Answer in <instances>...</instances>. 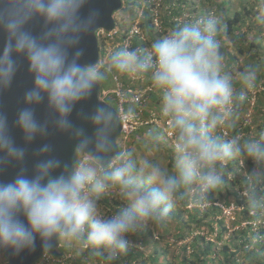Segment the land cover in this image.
I'll return each instance as SVG.
<instances>
[{
	"label": "clouds",
	"instance_id": "clouds-1",
	"mask_svg": "<svg viewBox=\"0 0 264 264\" xmlns=\"http://www.w3.org/2000/svg\"><path fill=\"white\" fill-rule=\"evenodd\" d=\"M87 3L7 0L0 9V91L11 86L19 59L27 62L31 76L13 121L22 143L0 113V165L20 168L12 180L0 182V253L18 256L34 250L37 242L48 252L63 242L93 255L118 257L129 247V234L166 219L177 200L205 203L223 184V166L241 158L251 164L244 181L248 207L258 220L264 217V130L243 142L217 134L257 80L249 68L239 73L242 87L237 89L233 75L224 72L219 20L211 14L200 17L171 29L148 49L125 44L104 65H86L79 42L96 26L94 13L83 15ZM35 20L42 24L39 34L29 27ZM257 20L264 23V14ZM113 76L147 79L159 93L160 116L172 137L171 170L158 159L116 149L115 136L122 122L136 118L135 106L116 111L99 103L82 114L83 123L74 119L78 107ZM41 106L43 119L37 115ZM53 133L72 141L71 161L54 155L47 142ZM144 136L149 153L165 139L155 129ZM110 192L126 206L101 216L98 203Z\"/></svg>",
	"mask_w": 264,
	"mask_h": 264
},
{
	"label": "trees",
	"instance_id": "trees-1",
	"mask_svg": "<svg viewBox=\"0 0 264 264\" xmlns=\"http://www.w3.org/2000/svg\"><path fill=\"white\" fill-rule=\"evenodd\" d=\"M133 4L137 1L128 0ZM165 4L171 5L169 10L163 9L164 11V19L162 21L163 26L165 27V31L161 33H154V28L150 29V33L152 39L156 40V37L162 38L164 34H167V26L175 28L178 25H181L186 22H192L200 17L208 16L209 14H213V8L218 9L220 8L223 12L226 13L228 5L230 4L231 0H188L191 7H193L196 2L200 5L197 9H193V12L188 13L186 10L185 5H187V0H164ZM219 1L221 3H219ZM255 2V1H254ZM244 4V3H242ZM259 4V1L255 2V6ZM154 6V5H153ZM211 6V7H210ZM197 15L194 17L193 14ZM168 13H170L168 15ZM145 14V23L142 25L143 27H148L151 25L152 17H151V7L147 6L144 9ZM257 14H264V1L261 4V7L258 11L253 12L249 11V9L244 8L241 11L233 12L231 17L224 16L223 19L219 20V31L217 33L218 40L230 39L234 49L238 53H229L225 52V49L220 46L219 52L221 56L225 55L226 60H228V65L240 62L239 55H245V63L243 66H248L256 71L257 80H256V87L247 93V98L243 102L242 105L236 110L235 114L240 115L245 110L246 106L248 105L249 100L252 98L253 92L258 88L261 84V81L264 79V44L260 41L258 36H253L252 30H257L259 32H264V23L258 22L256 15ZM248 20V21H247ZM161 23V24H162ZM247 28L245 31H242V28ZM125 37V36H124ZM134 47H140L144 49H148L150 47V43L147 41L143 42L140 41L138 38H134ZM103 55V50L101 49V57ZM242 71H244L243 67H240ZM120 80L123 81L124 84H130L131 79L124 81L123 78ZM106 83V82H105ZM102 84V90L106 91L109 90L106 87V84ZM150 84V82L148 83ZM235 87L240 89L242 85L235 81ZM150 101L153 98L151 92L148 94ZM261 97L256 101L257 105L260 107H264V91L260 95ZM107 103L115 107V101L113 96L105 99ZM160 98L157 99L155 104L156 107H159ZM151 106V105H150ZM262 120V119H261ZM142 126L139 127L138 130L134 132L131 136L130 141L132 143L136 142L138 139L136 135L145 129H141ZM154 127V126H153ZM157 128V127H156ZM159 132L163 133L160 128H157ZM222 128L219 129L218 134L220 135ZM240 130L243 132H249L250 127L246 128H238L237 134H241ZM262 130H264V111H263V120L257 126V133L259 134ZM164 134V133H163ZM165 135V134H164ZM129 140L126 143L129 144ZM120 151H123L120 147ZM171 153L173 152V148L171 147ZM239 160V159H238ZM237 161V160H236ZM233 161L229 164H226L222 168V175H223V184L212 194H210L207 198L205 203L197 204L190 200H178L182 206L179 209L172 207L169 217L176 218V222L178 225H175L177 229L172 232V237L176 240V242L184 241L186 239H190L189 242L182 244V247L176 249V254L170 258L169 254L171 251V247L169 244H166V247H158L156 244L153 247V251L150 255H146L140 249L135 247H129L126 253L118 256L113 257L107 252H103L100 255H93L88 250L84 249L83 253L81 254L82 258H87L93 263H109V264H128V262L133 264H176V260L178 259L179 264H215V253L216 250L219 251L220 255L222 256L223 264H241L238 260L239 257L246 259L247 262H252L251 257L255 260L259 261V264H264V227H258V230H253L254 228L252 225L242 226V223L245 221L253 222L256 220V215H250V209L247 204L246 197H239L235 201L238 206L243 205L245 209L242 211L241 220L234 222L232 225H240V227L234 230L233 235L228 239V244L223 247L222 251L219 250L216 241H223V237L228 233V228L225 226L223 211L218 204H227L229 205L231 202L226 196L230 195L231 188L240 187V190L245 189V177L236 169L235 165H238V161ZM173 160L171 161L172 164ZM247 164L250 162L246 161ZM225 192L227 194H225ZM237 197V196H236ZM102 201L107 202L109 198L105 195L101 198ZM101 199L98 204L101 203ZM189 204H195L193 209L186 208ZM118 205V203H116ZM119 206V207H118ZM114 206L115 212L118 211L121 206ZM111 210V209H109ZM113 213L109 212V215ZM163 224V221H160ZM232 226V227H233ZM130 235H134L135 238L140 240L141 242H147L153 239V233L150 230H146L140 228L133 232ZM212 236V237H211ZM214 240L216 241H213ZM237 242L242 244L243 248L246 251H240L239 246L236 245ZM236 243V244H235ZM61 250L63 251L64 255L68 254L69 245L66 248L62 246ZM176 245V244H172ZM231 246L236 247V252H231ZM256 248V251H254ZM249 249H254L249 250ZM178 250V251H177ZM191 250V253L188 251ZM238 252V253H237ZM177 256V257H176ZM261 256V260H260ZM177 259H176V258ZM125 261V263H123ZM70 264H80L78 260H74L73 257L70 259ZM38 264V263H37ZM221 264V261L218 263Z\"/></svg>",
	"mask_w": 264,
	"mask_h": 264
},
{
	"label": "rangeland",
	"instance_id": "rangeland-1",
	"mask_svg": "<svg viewBox=\"0 0 264 264\" xmlns=\"http://www.w3.org/2000/svg\"><path fill=\"white\" fill-rule=\"evenodd\" d=\"M123 1H124L123 8L115 14V19L117 22L116 28L118 29L119 34H122L123 32H125V33L128 32V30H130L133 25H138L142 31V36L144 37L143 42L148 41L151 45V42L155 40V39L151 38V36H154V35H151V33H150V29L152 28L151 26H153V28H154V33L155 32L161 33L163 31H165V27L163 26V23H162V21L164 19L163 9H167V7H172V6L165 4L164 0H137V1L134 0V1H136L134 4L128 0H123ZM204 1H205V3H207L206 0H204ZM254 1L255 2L259 1V4L257 6H255ZM263 1L264 0H231L230 4L228 5L226 13L223 12V10H221L220 8H218V9L213 8L214 12L212 15L214 17H216L218 20H221L224 18V16L231 17L233 12H236V11L239 12V11L243 10L244 8L249 9V11L256 12L260 9ZM219 3H221V2L219 1ZM242 3H244V4H242ZM198 4L199 3L196 2V4H194L193 7H191L188 0H187V5H185V7H186V10L188 11V13L193 12L194 11L193 9H197L200 6ZM147 6L151 7V9H152V12H151L152 22H151L150 26L143 27L142 25H144V23H145L144 9ZM155 11L158 12V19H159L160 23H162L161 29H160L161 32L158 31V27L155 25V22L153 19L155 17L154 16ZM195 13L196 14H193L194 17L197 15L198 12H195ZM168 15H169V13H168ZM258 15H261V14H257L256 18ZM171 29H173V27L167 26L166 30L169 32ZM246 29H247L246 27L242 28V31H245ZM257 33H258V31L254 29V30H252L251 34L253 36H258L260 38V41H262L264 44V32H259V34H257ZM164 36H165V34H164ZM218 37L219 36L217 35V39H218ZM158 39H161V38L156 37V40H158ZM119 42H120V40L116 39V43L118 44ZM219 42H220V46H222L225 49V52H229L232 54L237 53L236 50L234 49V46L232 45V42H230V39H224L223 38L222 40H219ZM99 44H101L100 48L103 50V55L100 58V63L98 64V66H102L108 61V58L113 54L115 49L113 48V45H111L110 42L108 43L105 41V38L102 37V35L99 36ZM142 49H144V48L142 47ZM237 55H238V53H237ZM222 57H223L224 72L232 74L235 81L240 83L239 73L243 72L240 69V67H243L244 71L248 69V66H243L245 63L244 62L245 61V55H239L240 62H242V64L241 63L238 64L236 62L234 64L228 65V60H226L225 55ZM115 78H118V79L123 78L124 81L131 79V82L132 81L136 82L132 78L122 77V76H113L110 80H108L105 83L106 84L105 88H108L109 90H113L115 88V83H114ZM148 83H149V81L146 80L143 84L141 83V86L143 87L144 85H148ZM263 91H264V79L261 81V84L258 86V88L253 92V94L256 93V95H253L252 98L249 100L248 105L246 106L243 113L240 115L235 114L234 117L232 118V120L225 127L222 128V131L224 132V134L227 135V136H225L223 134V138H225V139L238 138L241 142H243L249 138H254L255 136L258 135L257 126L263 120L264 107L258 106L256 101L261 97L260 95ZM152 95H153V98L150 101L149 105H151L152 107H156L155 104L157 102V99L160 98L159 93L155 90V92L152 93ZM159 105H160V103H159ZM147 122H149V121H147ZM240 127L241 128L250 127V131L249 132H243L240 130L241 134H237L236 131ZM141 129H145V130H141L136 135V138L138 140L134 143H132V141H130L128 144L123 139H121V137H120L118 139L119 147H121L123 151H129V150L134 151L136 153L137 157H139L141 159L146 158V157L149 159H158L164 167L171 170L172 164H173V162L171 164V161L173 160V152L172 153L170 152L171 147H172V141H170L165 135V139L163 141H161L159 148L154 150L153 152L149 153L144 148V140H145L144 133L148 129H155L156 130L157 128L153 127L150 124H147V125L144 124L141 127ZM218 132H219V130H218ZM237 161H238V165H235L236 169L246 178L247 171L251 167V164H247V162H246L247 160H245L243 158H241ZM237 161H236V163H237ZM244 191H245V189L240 190L239 186L235 187V188H231L230 190H228V192H230V195L225 197L226 199L228 198L231 203L229 205L218 204L221 207V209H222V207H227L225 209L231 213L230 215L229 214L225 215L223 213V216L225 217L224 218V222H225L224 224H225L226 228H228V233L223 237V241L219 242V241L214 240V238H213V241H216L217 246H218L220 251H222L223 247L228 244V239L231 237V235H233L234 230H236L240 227V225H238V226L234 225L233 226L232 224L234 222L242 221L241 215H242V211L245 209V207L243 205L238 206L237 203H235V201L237 200L238 196L239 197H241V196L246 197L244 194ZM225 194H227V193L225 192ZM105 196L107 198H109L108 203L102 201V199H101V203L98 204V213L101 216H110L109 212L115 213V207L114 206H118V205H120L121 207L126 206L125 201H123L119 197L118 193H116V192L107 193V194H105ZM116 203H118V205H116ZM181 206H182V204L178 200L173 205V207H175L176 209L181 208ZM194 207H195V204H189L186 208L193 209ZM228 207H230V208L234 207V209L230 211V210H228L229 209ZM109 209H111V210H109ZM250 215H256V214L253 212H250ZM162 221H163V224H161L160 221H149V222L141 225L138 228V231L140 228H143L146 230H150L153 233V239L149 240L147 242H141L140 240L135 238L134 235L129 234V236L127 237L128 240L130 241L129 247H135L137 249H140L146 255H150L153 251V247L155 244H156V246H158L160 248L166 247V244H169V246L172 248L170 251V254H169L170 258L174 255H177L175 252L176 249L177 248L179 249L180 247H182V244L189 242L191 237L189 239L184 240V241L176 242V240L172 237V232H174V230L177 229L175 225H178L176 222V218L168 216L166 219H164ZM243 221H242L243 222L242 226L252 225V227L254 228L253 230H258V227L259 228L264 227V217H262L259 220L256 219L253 222H247L245 220H243ZM172 244H176V245H172ZM67 245H69V247H67ZM236 245L239 246L240 251H244V252L246 251V249H244L242 244H240L239 242H237ZM62 246H64V248L67 247L68 253H71L73 259L78 260L80 262V264H101V263H93L87 258H82L81 254L83 253L84 249L78 245L65 244L62 242ZM254 249H249V250L256 251V248H254ZM230 250H231V252H236L237 248L231 246ZM216 251H217V253H215V256H214L215 257V264H218L220 261H221V264H223L224 262L222 261V256L220 255L218 250H216ZM188 253H191V250H189ZM250 259H252V262H247L246 259H244L242 257H239L238 260L240 261L241 264H259V261L255 260L253 257H251ZM260 260H261V256H260ZM4 263H6V259L2 255H0V264H4ZM123 263H125V261ZM175 263L179 264L178 259L176 260ZM104 264H109V263H104ZM128 264H133V262L132 263L128 262Z\"/></svg>",
	"mask_w": 264,
	"mask_h": 264
},
{
	"label": "water",
	"instance_id": "water-1",
	"mask_svg": "<svg viewBox=\"0 0 264 264\" xmlns=\"http://www.w3.org/2000/svg\"><path fill=\"white\" fill-rule=\"evenodd\" d=\"M6 4L7 0L0 2V9L5 8ZM123 4V0H88V3L83 10V15L87 16L89 13H94L96 26L93 31H89L80 39L78 47L81 53L80 59L82 63L98 66L101 58V49L97 32L100 30L106 32L114 31L116 28L115 14L123 8ZM29 27L34 34H39L42 29V24L39 20H35ZM3 39V35L0 34V46L3 44ZM17 65L16 75L11 86L0 91V113L7 116L10 129L16 142L22 143L19 132L13 126V121L16 113L20 107H22L24 92L31 86V76L28 72L27 62L24 59H19ZM99 103L107 104L115 109L114 106L107 103L103 98L102 84L95 89L87 101L78 107L77 117L74 115V119L77 118L78 123H83L82 114L88 113ZM37 115L41 119L46 116L45 106H41L37 109ZM122 129L123 124L115 136V146L118 151H120L118 139L122 135ZM47 142L52 145L54 155L64 161H71L73 157V145L68 137L53 133L47 138ZM32 160L33 155L32 150L30 149L28 158L25 161V167L30 169ZM19 170V166L15 163H4L0 165V182H9L18 174ZM46 253L51 254L55 259H60L64 256L60 242L55 243L52 249L48 252H45L40 247L39 242H37V246L34 250L27 251L21 255L16 256L8 252H2L0 255L6 259L7 264H37Z\"/></svg>",
	"mask_w": 264,
	"mask_h": 264
},
{
	"label": "built area",
	"instance_id": "built-area-1",
	"mask_svg": "<svg viewBox=\"0 0 264 264\" xmlns=\"http://www.w3.org/2000/svg\"><path fill=\"white\" fill-rule=\"evenodd\" d=\"M169 9L170 7H167V10ZM154 16L155 17L153 19L155 25L158 27V31L161 32L160 30L161 23L158 19L157 11H155ZM101 35L102 37L105 38L106 42L108 43L110 42L111 45H113V48L115 50L119 49L125 44H127L129 47H134L133 45L134 38H138L140 41L144 40V37L142 36V31L138 25H133L132 28L128 30V32L126 33L123 32L122 34H119L117 28H115L114 31L112 32H106L104 30H100L97 32L98 40H99V36ZM116 39L120 40L118 44L116 43ZM137 48L142 49L140 47ZM133 80H135L136 82L132 81L131 84H124L122 80L115 78L114 81L115 88L113 90H106V91L102 90V95L104 99L113 96V99L115 101V109L117 111H122L128 105L135 106L136 118L132 121L122 122L123 129H122L121 139H123L125 142L128 140L130 141L131 136L134 134L136 130L139 129L140 126H143L144 124L146 125L150 124L154 127L160 128L163 131V133L166 135V137L170 141H172V137L167 135V124L160 116V111H159L160 106L152 107L149 105L150 99L148 94L149 92L154 93L155 90L149 84L144 85L143 87L141 86V83L143 84L147 79H133ZM223 134L224 132L221 130L220 136L223 137ZM225 208L227 207H222L223 213L225 215L227 214L230 215L231 213L227 211ZM228 208H229L228 210L230 211L234 209V207L231 208L228 207ZM71 258H72L71 253L64 255L63 258L60 259H55L51 254L46 253L38 262V264H70L69 261ZM4 264H7V262Z\"/></svg>",
	"mask_w": 264,
	"mask_h": 264
}]
</instances>
